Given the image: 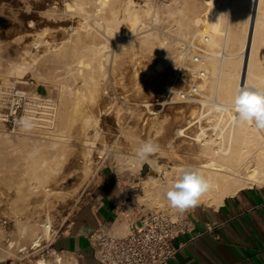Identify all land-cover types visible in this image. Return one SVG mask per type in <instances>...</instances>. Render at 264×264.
Listing matches in <instances>:
<instances>
[{
	"label": "rangeland",
	"instance_id": "374dc122",
	"mask_svg": "<svg viewBox=\"0 0 264 264\" xmlns=\"http://www.w3.org/2000/svg\"><path fill=\"white\" fill-rule=\"evenodd\" d=\"M78 1L80 0H0V95L3 91H6L9 86L17 84L21 89H23L26 92L27 96L29 97V101L31 100L35 101L37 98L43 97L49 99L51 103L54 104L55 106V117H54V121L52 122L53 124L51 123L52 125H47L48 127L46 125L42 126L43 130L47 132L51 130L53 133L50 131L48 133L47 132L44 133L40 125L39 127L38 125L36 126L35 124H33V126L29 124L27 125V121L20 122L15 126L6 124L4 122H1L0 124V174L1 176L2 174L3 175L5 174L4 179L0 178V239L2 240L3 243H5L8 239L19 238L18 232L16 230L18 226L17 225L18 216H21V218L23 217L22 221L33 218L44 219V217L48 213L52 217V227H51L52 233L49 239L44 240L40 246H36L35 248L30 249V251L27 252V254L26 252H21V259L17 258L15 262H12L13 260L1 261L0 264H11V263L20 264V261L26 262L28 264H35L37 259L44 260L43 258L44 256L46 257L45 260L49 264H57L59 258H62V262L60 264H70L74 262L73 259L69 257V255L68 256L62 255V257L61 255H57L56 253H54L52 256L47 255V249L52 248L51 242L55 238V236H57L59 233L67 229L76 210L83 204L86 198L95 189L101 168L107 164L113 166L119 177L123 180L124 184L129 188L128 192L131 198V205L134 206V208L128 207V210L130 211V213H134V215L130 214L129 216L122 219L127 223L128 227H129V223L133 220L134 216H136L138 212H146L157 208L164 209L173 214L181 212L171 207L168 201L163 203V205H160L153 197L147 195V191L145 187L146 178H150L152 175H154L158 181L165 183L167 181L166 178L168 177L167 176L168 172L171 173L172 171L170 170L174 169L172 165L173 164L172 159H169L171 154V149L169 150L170 146L167 147L168 154L161 153L162 152L161 138H163V135L165 133H168V135H173L171 140L174 141L175 143L181 144L179 148L182 149L183 147L189 146L188 140H192V138L194 139L198 137V135L201 133L202 127L204 128V133L201 134V137L217 138L219 136V132L221 131V128H223L226 125V121H227L226 112L222 113V112L214 111L213 104L228 100L229 99L228 97L231 95V93L232 94L234 93L235 88L233 89V87L235 85V82L233 83V78L234 81L237 80L238 71L240 68L239 64H240L241 56L239 55L241 54L239 52H241L240 49H242L243 46L242 45L243 43L241 42H243L242 39H244L243 32L245 31L243 27H245V25L243 26V23L245 24V22L243 21L244 18L242 17L241 19L239 18L238 23L237 22L231 23L232 21H234V17L232 19L231 16L236 14L235 16L237 20L239 16V11L237 12L238 13L237 16V13L234 12L235 11L234 9L237 7L236 9L237 11L240 8H243V6L246 7L248 5L247 6V10H248L250 7L249 4L244 3L243 5L242 4L243 2L241 3L239 0H238L239 2H236V0L234 1L226 0V2L225 0H218V1L217 0H116V1L111 0L110 7L106 9L98 10V6H99L98 0L95 1L89 0L88 3H86L88 0H85L86 5L85 4L84 5L86 7L84 6L83 9L78 7V5H75L76 2ZM214 2L217 3L219 2L218 6L217 3H215V6H213ZM234 2L237 4H235ZM228 3L230 5L232 4V6L235 5L237 6L235 7L230 6L232 11H229ZM238 3H241L242 6L240 7V4ZM71 4L72 6L69 7V5ZM224 4L225 6H223ZM128 6H131L130 8L132 10L133 8L135 9L133 10V12H137L136 9H138V14H140L141 17L139 18L140 22L138 20L137 21L138 23L136 22V24L137 25L139 24L138 26L142 25L143 27H145L144 25H146L147 29L141 26L140 28L135 23H132V21L133 22L135 21L132 18L127 17L126 20L125 17L127 15V10L125 9ZM216 6L219 7V9H221L220 10L221 14L225 11L224 13L225 16L223 21L221 20L222 25H220L221 27H219L220 30L219 29L214 30L215 36L217 35V31L219 32V35L216 36L220 40L219 45L215 46V48L211 46L212 49H210L209 47L210 45L203 36H200L201 34L199 35V32L203 31V29H205V31H208L211 28V13L213 12ZM77 7L79 9H77ZM111 7L113 8L115 7L114 11L110 10ZM195 9L196 11H194ZM263 9H264V4H263ZM96 10L99 12V15ZM96 12H97V16L95 15ZM121 14L123 15L120 17ZM196 14L198 16H196ZM226 14L228 15V17L230 15L231 19L226 17L227 16ZM109 15H111L112 17L110 18ZM116 16L118 21L116 19ZM145 16L148 17L145 18ZM190 17H192L193 23ZM198 17H201L203 21L202 22L197 21L194 23L195 19L193 18L197 19ZM225 17L228 19L229 23L231 24H228ZM120 19H123L124 21H120ZM113 21L115 25L112 24ZM144 21L146 22L149 21V22L146 23ZM222 22H224V25ZM226 22L228 25H231V27L225 24ZM79 23H81L82 26ZM90 23L92 26H90ZM196 23L198 25H194ZM86 24L88 26H86ZM93 24H96L97 28L94 27L96 25L93 26ZM235 24L236 25L238 24L237 25L238 29L234 27ZM102 25L105 28L102 27ZM110 25L111 26L113 25L114 27L113 26L110 27ZM192 25H194V27H192ZM226 25L228 27H225ZM132 26L133 29L131 28ZM186 26H188V28H186ZM90 27L92 28L94 27L95 29L94 28L92 29ZM128 27H130L131 30H129ZM224 28L227 33L223 31ZM234 28L236 32H233ZM81 29L83 30L81 31ZM116 29L118 33H115ZM122 30L126 34L122 32ZM263 30L264 29H262V32L264 33ZM90 31L92 33H89ZM106 31H110L111 33H114L115 38L113 37V34L110 33L108 35L109 32L106 33ZM196 31H197L196 34L197 36L195 35ZM150 32L153 33L151 34ZM94 33L95 34L98 33L96 34L98 36L100 34V39H98L99 38L98 36H94L95 35ZM143 33L144 34L150 33L149 36L150 42L143 40L144 39ZM233 33L237 35L239 33V36L238 37L235 36L236 37L235 38L233 37L234 36ZM80 34L83 35L84 37L88 34L87 37L89 38V40L88 38L87 39L85 38L86 40L85 41L84 37H82ZM91 34H93V36ZM227 34H230L229 37L232 35L231 36L232 39L231 37L228 38ZM263 35L264 34H261V37ZM90 36L91 38H95V39H91ZM79 39L83 40L82 43H79L80 41ZM108 39L112 41H109ZM133 39H136L137 42H135V40ZM233 39L234 42L232 41ZM126 41L127 43H125ZM164 41H167L168 43ZM258 41H260V39H258L257 42ZM26 42L28 43V45ZM100 42L101 44L102 43L107 44V47L103 49L105 53L103 57L104 60L105 58L106 60L104 61V66L102 68L100 67L94 68L93 72L95 71L94 72L95 74L92 72V74L90 75L88 74V72L84 73V75L81 76H78L76 74H75L76 76L75 75L73 76L72 73L69 74L66 73L67 71L63 65V63L66 60H70L71 58L73 59L81 55H86L88 53V47H90L93 43L99 44ZM151 42L154 43L151 44ZM163 42L165 45L163 44ZM261 42L262 40L259 43H255V44L261 45ZM43 43L46 44L44 45ZM52 43L53 44L57 43V45L56 44L52 45ZM160 43H162V45L164 46L162 47ZM231 44L233 47H231ZM130 45H133L135 48L133 49V46ZM152 45L157 47L153 49L154 46ZM26 46L32 47L31 49L34 50L35 52L34 55H39L40 53L39 60L43 58V62L42 60L37 61V63L35 64L36 66L32 67V69L35 68V70L39 68L41 72L39 71L40 73L38 75V72H36L38 70L32 71V69L29 67L28 70L23 75L20 76L19 75L16 76V74L8 75L6 71L11 61H18V60L20 61L25 56H27L26 59L32 60L30 58L32 57L31 55H33L31 52H30L31 54L29 53L25 54L24 49ZM56 46L58 47L61 46L60 48L61 53L60 51H58V53H60V55L63 56V57L60 56L61 60H58L60 57L57 58V60H55L56 59L55 57L54 59H52L54 53L50 54L48 52L50 54L49 56H47L48 54L44 53V51L46 52V49L48 51L52 49L53 50L57 49L58 47ZM70 46L71 48L68 49V47ZM34 47L37 48L34 49ZM151 47L153 50L151 49ZM223 47L225 49H223ZM257 47L258 49L255 48L254 51L258 53H256L257 56L254 55L253 60L255 62H258L259 58H261L260 62H264L262 61V59H264L263 58L264 48L261 49L260 46ZM80 48H84V49H80ZM231 48L233 53L232 51H230ZM20 49H22L24 52ZM66 49L69 54L67 52L66 54L64 53ZM213 49L217 52L218 55L215 54L216 52L213 53ZM69 50H71V52H69ZM15 51L18 54H16ZM236 51L237 52L239 51L238 52L239 54L236 53ZM63 53L65 54V56L67 55V57H65ZM71 53L72 54L75 53V54H73L72 56ZM12 54H13L12 58L15 57L14 58L15 60L10 57L12 56ZM198 56H201V58L203 56L204 60L203 59L201 60V58ZM47 57L48 59L44 60ZM231 57L233 59H231ZM257 57H258V61L256 60ZM133 58L135 62L133 61ZM137 58L140 59V61L141 60L142 61L141 62L138 61ZM46 61L48 65L46 66L47 68L45 66H42L44 62L46 63ZM214 62H216L217 64L220 63L222 65L219 66V64L218 65L214 64ZM54 63L58 65H55ZM124 63L125 65H123ZM140 63H142V65ZM228 63L229 65H227ZM127 64L129 65L126 66ZM130 64L131 67H129ZM232 64L235 65L233 66ZM232 66L235 68L231 69ZM60 68L63 70H61ZM133 68L135 69L141 68L140 69L141 72L140 70H135ZM45 69L48 71H46ZM42 70L44 73L42 72ZM234 70L237 73L234 72ZM48 72L52 73V74L49 73L51 75L49 77H48L49 75ZM208 72H211L210 74L214 73L213 76H211ZM41 73L42 75L44 74L43 75L44 79ZM64 73L65 75H63ZM93 74L95 76L98 75L100 77L98 76L95 77ZM203 75L205 76L206 79L203 78ZM229 75H231V77ZM86 76L87 78L85 79ZM137 76H139V78ZM6 77L9 78V81L7 82L8 84L4 82V79ZM91 77L95 79V82ZM210 77L211 79H209ZM55 78H59L61 82L60 80ZM96 78H102V80L100 81L99 79ZM202 78L203 80L204 79L205 80L204 81L200 80ZM82 79L84 80L82 81ZM225 79H227V81ZM70 80L72 83L70 82ZM63 81H65L66 84L63 83ZM92 81L94 82V85L92 84L93 83ZM96 81L97 84L98 83L101 84L95 86ZM134 81L136 82V84H133L135 83ZM209 81L211 84L209 83ZM195 83L196 85L200 86V88L202 89V92L199 94H197V92L194 91ZM207 83H209L211 86H209ZM73 84L76 87L73 86ZM64 86L67 87L66 89L69 90L73 89V91L72 92H70L69 90L64 91L63 90L65 89ZM97 86L98 88H102V89L98 90ZM192 86L193 89H191ZM230 87L231 89H229ZM79 88L82 89L83 92L81 90H77ZM74 90H76L77 92ZM179 91L186 92L188 95L182 96L181 93H178ZM93 92L96 93L94 94ZM66 93H67V97H63V94L64 96H66ZM76 93L77 94L81 93V94L77 95ZM225 95L227 96L225 97ZM63 98L64 99L68 98L67 99L68 101L66 99L64 100ZM73 101L74 103L75 101H78V105L75 103V106L77 105L76 107L73 105L74 104ZM72 105L73 107L71 108ZM77 107L80 113L77 111ZM103 107L104 108L106 107L105 109L107 110V112L106 110H104ZM73 108H76L75 113H73L74 112ZM88 108L91 110H89ZM83 110L85 111L83 112ZM87 111H89L91 115L93 113V116L94 115L96 116L95 117L96 122L93 121L94 120L93 116L90 115L89 117L90 113H87ZM83 115L84 117L86 115L87 116L84 118ZM79 116H81L82 119ZM73 118L74 119L78 118L77 119L78 124L77 122H74ZM70 119H72L74 122V123L72 122L73 123L72 125H75L76 123V125L79 126L80 124L79 127L81 130H79V127L75 126L73 129H71V132L68 131L70 129L67 128L68 125L65 127V124H68L69 122L70 124L69 126H71V122L69 121ZM79 119L82 121H79ZM66 121L68 122L66 123ZM22 123L25 125H23ZM186 124H191L188 128H186L187 135L183 137L178 136L176 132L177 129L180 126H184V125L186 126ZM20 125H22L21 126L22 129L19 128ZM63 126L67 128V131ZM37 127L39 129L35 130V128ZM65 132L66 133L69 132L67 133L68 136L67 134H65ZM74 133H76V136L73 135L74 138H72L70 134H74ZM86 133L88 134L86 135ZM54 135L56 137H54ZM89 135L92 136V137L90 136L92 139H94L93 137H95L94 140L95 142L93 141L95 144L92 142V139L89 141H91L93 144H90V142L83 143L87 146V150H85L86 146L83 145L81 141L82 142L86 141V138L83 139V137L85 136L89 137ZM43 137H45L44 138L45 143L42 145V149L40 150L39 154L42 155L43 157H46L48 161H51L50 163L51 169L47 170L46 172L42 171L44 173L42 175L39 174V176H32L30 173L25 174L26 177L31 178L30 181L33 183V186L36 185L35 182H37V186L34 188V191L30 193V195L27 198H25L23 195L25 194L24 191H20L19 186H17L19 185L18 178H12L11 177L12 171L8 170L7 168H6L7 170L4 172L1 170L5 169L4 162L7 156L16 153V151L19 149H24L25 148L24 146L26 144L32 145L34 143L33 140L43 143L44 142L42 139ZM52 138L54 140L53 141L51 140L52 142L51 141L49 142L50 143L49 146L52 147L49 148L47 147V145L49 144L47 142ZM61 138L63 139L68 138L67 139L68 141L69 138L70 139L72 138V141H74V143H72L71 140L70 142H68L66 139L63 140ZM61 140H63V143H61ZM148 140H152L156 144L161 142L159 144L160 145L158 150L159 152L157 151L156 152L157 154L154 153L152 155V157L156 155L155 157L157 159L155 157L153 158H155L157 163H159L160 167H162L156 171H152V165H151L152 163L150 161L144 162L143 166L140 169H138L135 166L136 164L131 160V158H136V152L138 148L141 146V144ZM66 141L67 143L65 144L64 142ZM71 144H73V146ZM57 145L59 147L60 145L61 146L68 145L69 154L66 153L67 150L65 151V149L68 146L66 147L63 146L65 148L64 149L65 152L61 153L63 151L56 150L58 147L55 149L54 146ZM80 145L85 147H81ZM91 145L92 147L95 146L93 149V153L91 149L92 147H90ZM63 147H60L58 149H63ZM45 148L47 150H44ZM49 149L55 152H51L49 151ZM75 149H77L79 152L77 153V150L75 151ZM70 150H72L71 151L72 153H70ZM58 151L60 152V156H63V154L65 153L67 154L66 156L68 157V160H66L67 157H63V159H65L67 163L65 162V160L64 161L59 160L61 158L59 156ZM180 152L183 151L181 150ZM161 154L163 156H161ZM56 158H58V160ZM60 161L61 163H59ZM87 161H89L90 163ZM171 175L174 177L175 173H172ZM30 181L22 184L23 188L26 189L30 185L31 183ZM253 185H260V184L255 183ZM200 204H206V203H200ZM188 209H186L184 212H187ZM34 213L35 215H33ZM27 216H29V218H27ZM1 223L4 224L2 225ZM128 227H127V231H128ZM127 231L122 235L126 234Z\"/></svg>",
	"mask_w": 264,
	"mask_h": 264
},
{
	"label": "bare ground",
	"instance_id": "6f19581e",
	"mask_svg": "<svg viewBox=\"0 0 264 264\" xmlns=\"http://www.w3.org/2000/svg\"><path fill=\"white\" fill-rule=\"evenodd\" d=\"M95 1V0H94ZM114 1V0H113ZM116 1V0H115ZM218 1V0H217ZM234 1V0H233ZM233 1H232V3H233ZM243 5H244V3H247V4H249L250 5V7H249V9L247 10V6L245 7V6H243V8H240L239 10H237L236 11V9H237V7L234 9L235 11L234 12H238L239 11V16H238V13H237V16H238V18H237V20H236V14H234V15H232L231 16V18L233 19V17H234V21H232L231 23H233V22H239V18L241 19L242 17L244 18V22H245V24L243 23V26L245 25V27H243V29H244V31L245 32H243L244 33V39H242L243 40V42H241V43H243L242 45V49H240L241 50V52H239L241 55H239V56H241L240 57V68H239V71H238V76H237V80H235L234 81V78H233V83L235 82V85H234V87H233V89H234V93L232 94L231 92H229V93H231V95L227 98L228 100H226V101H224V102H218V103H220V104H224V105H231V103H232V100H233V98H234V96L236 95V93H237V89L239 88V87H241V86H243V84H245V83H248V84H252V85H256V86H258V87H264V62H260L261 61V58H259V61H258V57H257V61L258 62H255L253 59H254V55H256V53H258V52H256V51H254L255 50V48H257L258 49V47L257 46H260L261 47V49H263L264 48V42H263V36L261 37V34H264L263 32H262V29H264V9H263V4H264V0H239ZM238 0H236V2H239ZM85 0H80V1H78V2H76V4L75 5H78V7H80L81 9H83V7L86 5L85 4ZM89 2V0L86 2V3H88ZM97 2V1H96ZM225 2H226V0H225ZM94 3V2H93ZM98 3H99V6H98V10H102V9H106V8H108V7H110L111 6V0H98ZM116 3V2H115ZM215 3H217V2H214V5L213 6H215ZM219 3V2H218ZM218 3H217V6H218ZM235 3V2H234ZM241 3H238V4H240V7L242 6L241 5ZM85 4V5H84ZM226 4V3H225ZM225 4L223 5V6H225ZM229 4V3H228ZM227 4V5H228ZM235 4H237V3H235ZM88 5V4H87ZM234 5V4H233ZM70 6H72V4L71 5H69V7ZM215 7V9L213 10V12L211 13V28L208 30V31H205V29H203V31H200L199 32V35L200 36H203L205 39H206V41L208 42V44L210 45L209 47H210V49H212L211 48V46L212 47H214L215 48V46H218L219 45V39L216 37L217 35H219V32L217 31V35L215 36V31L214 30H218L219 29V27H221L220 25H222L221 24V20L223 21V19H224V16H225V11L221 14V12H220V10L221 9H219V7ZM230 6H232V4L230 5H228V8H229V11H232V9H231V7ZM235 6H237V5H235ZM235 6H232V7H235ZM77 7V9H79ZM86 7V6H85ZM89 7V6H88ZM131 6H128L125 10H127V15H126V20H127V17L128 18H132V19H134L135 21L133 22L132 21V23H135L136 24V22L139 20V18L141 17V15L140 14H138V9H136V11L137 12H133V10H135L134 8H133V10L130 8ZM115 8V7H114ZM114 8L113 7H111V9L110 10H112V11H114ZM214 8V7H213ZM54 9V8H53ZM117 9V8H116ZM120 9V8H119ZM226 9V8H225ZM224 9V10H225ZM231 9V10H230ZM121 10V9H120ZM119 10V11H120ZM81 11V10H80ZM97 11V10H96ZM123 11V10H122ZM194 11H196V9L194 10ZM222 11H223V8H222ZM93 12H94V10H93ZM98 12V11H97ZM97 12L95 13V15L97 16ZM193 12V11H192ZM198 12V11H197ZM76 13H78V12H76ZM81 13H83V12H81ZM112 13V12H111ZM121 13V12H120ZM140 13V12H139ZM155 13V12H154ZM227 13H228V11H227ZM28 14V13H27ZM101 14H103V13H101ZM101 14H100V16H101ZM105 14V13H104ZM106 14H107V12H106ZM117 14V13H116ZM125 14H126V12H125ZM124 14V15H125ZM224 14V15H223ZM98 15H99V12H98ZM123 14H121L120 15V17L122 16ZM147 15V14H146ZM223 15V16H222ZM227 15V14H226ZM230 15H231V13H230ZM230 15H229V17H228V15L226 16V17H228V18H230ZM28 16V15H27ZM143 16H144V14H143ZM154 16V15H153ZM190 16V15H189ZM194 16V15H193ZM196 16H198L197 14H196ZM86 17V16H85ZM99 17V16H98ZM102 17H103V15H102ZM109 17L111 18L112 16L111 15H109ZM115 17V16H114ZM120 17H118V18H120ZM146 17H148V16H145V18ZM225 17V19L227 20V22H228V24H231V23H229V21H228V19ZM108 18V17H107ZM143 18V17H142ZM144 18V19H145ZM191 18V20H192V17H190ZM230 18V19H231ZM83 19V18H82ZM87 19H88V17H87ZM104 19H105V17H104ZM103 19V20H104ZM116 19H117V16H116ZM124 19V18H123ZM123 19H120V21H124ZM193 19H195L194 20V23L195 22H202L203 21V19H201V17H198L197 19L196 18H193ZM85 20V19H84ZM102 20V19H101ZM108 20H110V19H108ZM115 20V19H114ZM125 20V21H126ZM131 20V19H130ZM150 20V19H149ZM153 20V19H152ZM225 20V21H226ZM254 20V21H253ZM79 21V20H78ZM87 21V20H86ZM93 21V20H92ZM91 21V22H92ZM117 21H118V19H117ZM251 21L253 22V26H252V38H251V42H250V44L248 45V37H249V30H250V26H251ZM111 22V21H110ZM139 22H140V20H139ZM142 22V21H141ZM144 22H146V21H144ZM147 22H149V21H147ZM146 22V23H147ZM190 22V21H189ZM227 22L225 23V24H227ZM102 23V22H101ZM120 23V22H119ZM138 23V22H137ZM192 23H193V20H192ZM223 23V25H224V22H222ZM79 24H81V23H79ZM112 24H114V21L112 22ZM121 24V23H120ZM190 24V23H189ZM200 24V23H199ZM227 24V25H228ZM94 25H96V24H93V26ZM115 25V24H114ZM117 25V24H116ZM119 25V24H118ZM122 25V24H121ZM137 25V24H136ZM139 25V24H138ZM137 25V26H138ZM194 25H198L197 23L196 24H194ZM194 25H192V27H194ZM225 26V27H228V26H230L231 27V25H228V26ZM238 25V24H237ZM236 24H235V26L234 27H236L237 29H238V26H237ZM31 26V25H30ZM73 26V25H72ZM81 26H82V24H81ZM85 26V25H84ZM86 26H88L87 24H86ZM90 26H92L91 25V23H90ZM113 26V25H112ZM111 25H110V27H112ZM130 26V25H129ZM141 27H143L142 25H140ZM140 26H138V27H140ZM145 27H143V28H145V29H147V27H146V25H144ZM94 27H96L97 28V25L96 26H94ZM93 27V28H94ZM102 27H104L103 25H102ZM114 27V26H113ZM140 27V28H141ZM169 27V26H168ZM74 28V27H73ZM73 28H72V30H73ZM86 28V27H85ZM90 28H92V27H90ZM92 28V29H93ZM101 28V27H100ZM105 28V27H104ZM129 28V30H131V28L133 29V26L130 28V27H128ZM142 28V29H143ZM171 28V27H170ZM186 28H188V26H186ZM223 28V27H222ZM70 29V28H69ZM95 29V28H94ZM102 29V28H101ZM114 29V28H113ZM193 29V28H192ZM196 29H198V28H196ZM200 29V28H199ZM83 29H81V31H82ZM98 30V29H97ZM107 30V29H106ZM109 30V29H108ZM119 30V29H118ZM169 30V29H168ZM220 30V29H219ZM228 30V29H227ZM65 31H67V30H65ZM71 31V30H70ZM87 31V30H86ZM93 31V30H92ZM95 31V30H94ZM99 31H101V30H99ZM110 31H111V29H110ZM110 31H106V33L107 32H109L108 33V35L111 33ZM116 31H117V29H116ZM115 31V33H118V31L116 32ZM189 31V30H188ZM222 31V30H221ZM220 31V32H221ZM223 31H225V28H224V30ZM243 31V30H242ZM264 31V30H263ZM69 32V31H68ZM122 32H124L123 30H122ZM140 32V31H139ZM148 32V31H147ZM190 32V31H189ZM226 32V31H225ZM233 32H236L235 31V28H234V31ZM89 33H92L91 31L89 32ZM125 33V32H124ZM127 33H128V31H127ZM141 33H142V30H141ZM140 33V34H141ZM151 33V32H150ZM150 33L149 34H144V41H149V36H150ZM153 33V32H152ZM151 33V34H152ZM191 33V32H190ZM193 33H194V30H193ZM227 33V32H226ZM261 33V34H260ZM30 34V33H29ZM32 34V33H31ZM34 34V33H33ZM67 34V33H66ZM95 34V33H94ZM96 34H98V33H96ZM94 35V36H98V35ZM111 34H113V37L115 36L114 35V33H111ZM119 34H121V33H119ZM126 34V33H125ZM197 34V31H196V33H195V35ZM222 34V33H221ZM230 34H232V33H230ZM230 34H227L228 36V38H230L229 37V35ZM234 34V33H233ZM28 35V34H27ZM38 35V34H37ZM74 35V34H73ZM81 35V34H80ZM92 36H93V34H91ZM154 35V34H153ZM168 35V34H167ZM192 35H194V34H192ZM198 35V36H199ZM29 36V35H28ZM82 37H84L83 35H81ZM88 34L84 37V40H85V38L87 39L88 37ZM101 36H103V35H101ZM190 36V35H189ZM197 36V35H196ZM225 36H226V34H225ZM238 37L239 36V33H238V35L237 34H234V36L233 37ZM53 37H55V36H53ZM57 37V36H56ZM99 38L98 39H100V34H99V36H98ZM111 37V36H110ZM235 37V38H236ZM37 38V37H36ZM40 38V37H39ZM52 38V37H51ZM73 38V37H72ZM81 38V37H80ZM90 38H91V36H90ZM97 38V37H96ZM104 38H106V37H104ZM109 38V37H108ZM112 38V37H111ZM115 38V37H114ZM131 38V37H130ZM135 38V37H134ZM152 38V37H151ZM154 38V37H153ZM160 38V37H159ZM192 38H194V37H192ZM203 38V39H204ZM223 38H225V37H223ZM234 38V39H235ZM56 39V38H55ZM76 39V38H75ZM74 39V40H75ZM83 39V38H82ZM91 39H95V38H91ZM113 39V38H112ZM132 39V38H131ZM140 39V38H139ZM227 39V38H226ZM225 39V40H226ZM231 39H232V37H231ZM230 39V40H231ZM234 39L232 40L233 42H234ZM258 39H260V41L262 40V42H261V45L260 44H255V43H259L260 41H258L257 42V40ZM42 40V39H41ZM49 40H50V38H49ZM80 40V39H79ZM88 40H89V38H88ZM109 41H112V40H110V39H108ZM107 40V41H108ZM133 40H135V42H137L136 41V39H133ZM162 40V39H161ZM165 40H167V39H165ZM198 40H199V37H198ZM229 40V39H228ZM38 41V40H37ZM55 41V40H54ZM77 41V40H76ZM82 41L83 40H80L79 41V43H82ZM86 41V40H85ZM96 41V40H95ZM104 41V40H103ZM115 41V40H114ZM117 41H118V39H117ZM120 41V40H119ZM131 41V40H130ZM129 41V42H130ZM227 41V40H226ZM225 41V42H226ZM60 42V41H59ZM98 42V41H97ZM124 42V41H123ZM150 42V41H149ZM164 42H167V41H164ZM164 42H163V44H164ZM237 42V41H236ZM27 43V42H26ZM73 43H74V41H73ZM105 43H106V41H105ZM105 43H102L101 44V42L99 43V44H97V43H93L90 47H88V53L87 52H85V53H87L86 55H81V56H79V57H76V58H71L70 60H66L64 63H63V65H64V67H65V69H66V73H72L73 74V76L76 74V75H78V76H81V75H84V73H86V72H88V74L90 75V74H92V72H93V70H94V68H98V67H100V68H102L103 66H104V61L106 60V58H105V60H104V48L105 47H107V44H105ZM107 43H109V42H107ZM125 43H127V41L125 42ZM139 43V42H138ZM154 43V42H153ZM152 42H151V44H153ZM158 43V42H157ZM168 43V42H167ZM204 43V42H203ZM227 43V42H226ZM44 44V43H43ZM43 44H42V46H43ZM46 44V43H45ZM44 44V45H45ZM54 44H56L57 45V43H54ZM53 43H52V45H54ZM101 44V45H100ZM116 44H118V43H116ZM161 44V46L163 47L164 45H162V43H160ZM26 45V44H25ZM27 45H28V43H27ZM33 45V44H32ZM41 45V44H40ZM59 45V44H58ZM77 45V44H76ZM114 45V44H113ZM120 45V44H119ZM144 45V44H143ZM147 45V44H146ZM149 45V44H148ZM156 45V44H155ZM237 45V44H236ZM256 45V46H255ZM22 46H23V44H22ZM39 46V45H38ZM37 46V47H38ZM47 46V45H46ZM73 46V45H72ZM125 46V45H124ZM130 46H133V45H130ZM152 46H154V45H152ZM36 47V48H37ZM54 47V46H53ZM52 47V48H53ZM56 47H58V46H56ZM114 47V46H113ZM157 46H154L153 47V49L154 48H156ZM158 47H159V45H158ZM231 47H233L232 46V44H231ZM22 48V47H21ZM24 48V47H23ZM32 47H30V46H26L25 47V49H24V51H25V54L26 53H29V54H33V55H31L32 57H30L32 60H30V59H26V57L27 56H25V57H23V59L22 60H18V58H17V60L18 61H11V63L9 64V67L7 68V74L8 75H14V74H16V76L17 75H23L27 70H28V68L30 67L31 69H32V67H34V66H36L35 64L37 63V61H41L42 60V62H43V58L41 59V60H39V55H40V53H39V55H34L35 54V52H34V50H32L31 49ZM35 47H34V49H36ZM51 48V47H50ZM60 48H61V46H59L57 49H52V50H50V51H48L47 49H46V52L44 51V53H46V54H48L47 56H49L50 54H52V53H54V56H53V58L52 59H54V57L56 58L55 60H57V58H59L61 55H60V53H61V51H60ZM67 48V47H66ZM71 48V46L70 47H68V49H70ZM128 48V47H127ZM126 48V49H127ZM135 47L133 46V49H134ZM78 49V48H77ZM80 49H84V48H80ZM151 49H152V47H151ZM152 49V50H153ZM170 49H171V47H170ZM223 49H225L224 47H223ZM20 50H22V49H20ZM113 50V49H112ZM111 50V51H112ZM156 50V49H155ZM235 50H237V49H235ZM250 50V54H249V59H248V67H247V69H246V72H245V74H244V76H243V78H242V74H243V63H244V58H245V54L248 52ZM264 50V49H263ZM23 51V50H22ZM23 51V52H24ZM58 51H60V53H58ZM118 51V50H117ZM119 51H121V50H119ZM157 51V50H156ZM163 51V50H162ZM219 51V50H218ZM230 51H232V48L230 49ZM259 51V50H258ZM260 51H262V50H260ZM17 52H19V51H17ZM22 52V53H23ZM31 52V53H30ZM50 54H49V53ZM66 52H67V49H66V51L64 52L65 54H66ZM69 52H71V50H69ZM75 52V51H74ZM108 52V51H107ZM116 52V51H115ZM216 51L213 49V53H215ZM224 52V51H223ZM227 52V51H226ZM237 51H236V53H238ZM15 53H16V51H15ZM21 53V52H20ZM58 53V54H57ZM63 53V54H64ZM68 53V52H67ZM82 53V52H81ZM83 53H84V51H83ZM109 53V52H108ZM118 53V52H117ZM121 53V52H120ZM210 53H211V50H210ZM232 53H233V51H232ZM238 53V54H239ZM261 53V52H260ZM16 54H18V53H16ZM15 54V55H16ZM36 54H37V52H36ZM65 54H64V56H65ZM69 54V53H68ZM72 54V53H71ZM73 54H75V53H73ZM73 54H72V56H73ZM77 54H79V53H77ZM216 55H218L217 54V52L215 53ZM235 54V53H234ZM21 55V54H20ZM109 55V54H108ZM110 55H111V53H110ZM116 55V54H115ZM130 55V54H129ZM202 55V54H201ZM213 55V54H212ZM71 56V57H72ZM107 56V55H106ZM133 56V55H132ZM214 56V55H213ZM220 56V55H219ZM257 56V55H256ZM256 56H255V58H256ZM5 57V56H4ZM11 58L13 57V54H12V56H10ZM19 57V56H18ZM42 57H43V55H42ZM52 57V56H51ZM61 57H63V56H61ZM61 57L58 59V60H61ZM65 57H67V55L65 56ZM198 57H200L201 58V56H198ZM207 57V56H206ZM215 57V56H214ZM260 57V56H259ZM10 58V59H11ZM15 58V57H14ZM14 58H12V59H14ZM20 58V57H19ZM41 58V57H40ZM204 57L202 56V58H201V60L203 59ZM210 58H211V56H210ZM213 58V57H212ZM264 58V57H263ZM46 59H48V57L47 58H45L44 60H46ZM50 59V58H49ZM63 59H65V58H63ZM107 59H108V57H107ZM121 59H123V58H121ZM131 59V58H130ZM129 59V60H130ZM231 59H233L232 57H231ZM15 60V59H14ZM137 60L138 61H140V59H138L137 58ZM204 60V59H203ZM131 61V60H130ZM129 61V62H130ZM133 61L135 62V60H134V58H133ZM132 61V62H133ZM142 61V60H141ZM140 61V62H141ZM144 61V60H143ZM198 61H199V58H198ZM236 61V60H235ZM262 61H264V59H262ZM117 62V61H116ZM125 62V61H124ZM202 62H204V61H202ZM202 62H200V63H202ZM231 62H232V60H231ZM38 63H40V62H38ZM57 63V62H56ZM56 63H54L55 65H58V64H56ZM128 63V62H127ZM44 64H46V65H44ZM44 64L42 65V66H48L47 65V61H46V63L44 62ZM50 64V63H49ZM106 64V63H105ZM108 64V63H107ZM119 64V63H118ZM141 65H142V63H140ZM139 64V65H140ZM204 64V63H203ZM214 64H217L216 62H214ZM219 64V66H221L222 64H220V63H218ZM217 64V65H218ZM123 65H125V63L123 64ZM129 64H127L126 66H128ZM140 65V66H141ZM227 65H229V63L227 64ZM233 65V64H232ZM235 65V64H234ZM233 65V66H234ZM41 66V65H40ZM41 66V67H42ZM50 66V65H49ZM115 66V65H114ZM118 66V65H117ZM230 66H231V64H230ZM232 66V68L231 69H233V68H235V67H233ZM129 67H131V64H130V66ZM227 67H229V66H227ZM227 67H226V69H227ZM37 68H38V66H37ZM47 68V67H46ZM50 68V67H49ZM142 68V67H141ZM140 68V69H141ZM159 68V67H158ZM237 68H238V66H237ZM61 69V68H60ZM64 69V70H65ZM126 69H127V67H126ZM133 69H135V68H133ZM140 69H135V70H140ZM229 69V68H228ZM36 71V70H38V71H36V72H38V75H39V73L41 72L40 70H39V68L38 69H36L35 70V68L34 69H32V71ZM44 70V69H43ZM43 70H42V72H43ZM46 70V69H45ZM54 70V69H53ZM53 70H50V71H53ZM61 70H63V69H61ZM97 70V69H96ZM116 70H117V68H116ZM130 70V69H129ZM3 71H5V70H3ZM40 71V72H39ZM46 71H48V70H46ZM58 71H59V69H58ZM132 71V70H131ZM134 71V70H133ZM232 71V70H231ZM95 72V71H94ZM93 72V73H94ZM140 72H141V70H140ZM205 72H207V71H205ZM234 72H236L235 70H234ZM44 73V72H43ZM49 73H51V72H48V74ZM61 73V72H60ZM59 73V74H60ZM104 73V72H103ZM107 73V72H106ZM203 73V72H202ZM209 74L211 73V72H208ZM226 73V72H225ZM230 73V72H229ZM237 73V72H236ZM32 74V73H31ZM34 74H36V73H34ZM52 74V73H51ZM57 74V73H56ZM58 74V75H59ZM68 74H66V75H68ZM95 74V73H94ZM93 74V75H94ZM198 74V73H197ZM204 74V73H203ZM214 74V73H213ZM213 74H210L211 76H213ZM33 75V74H32ZM41 75H42V73H41ZM44 75V74H43ZM42 75V77H43V79H44V76ZM55 75V74H54ZM61 75V74H60ZM63 75H65V73L63 74ZM75 75V76H76ZM106 75V74H105ZM49 76H51L50 74L48 75V77ZM71 76V75H70ZM77 76V77H78ZM95 76V75H94ZM96 76H98V75H96ZM95 76V77H96ZM102 76V75H101ZM108 76V75H107ZM132 76V75H131ZM150 76V75H149ZM230 77H231V75H229ZM41 77V78H42ZM56 77V76H55ZM98 77H100V76H98ZM116 77V76H115ZM120 77V76H119ZM133 77V76H132ZM138 78H139V76H137ZM209 77V76H208ZM36 78H37V76H36ZM39 78V77H38ZM52 78V77H51ZM68 78V77H67ZM87 78V76L85 77V79ZM92 78V77H91ZM203 78H205V76L203 75ZM203 78L202 79H200V80H203ZM55 79H58V80H60L59 78H55ZM77 79V78H76ZM76 79H74V80H76ZM93 79V78H92ZM96 79H99L100 81L102 80V78H96ZM121 79V78H120ZM153 79V78H152ZM206 79V78H205ZM204 79V80H205ZM209 79H211V77L209 78ZM214 79H215V77H214ZM228 79H230V78H228ZM64 80H65V78H64ZM72 80V79H71ZM71 80H70V82H71ZM73 80V81H74ZM84 79H82V81H83ZM88 80H91V79H88ZM87 80V81H88ZM94 80V82H95V79H93ZM122 80V79H121ZM124 80V79H123ZM132 80V79H131ZM203 80V81H204ZM226 81H227V79H225ZM9 81V78H5L4 79V82L6 83V84H8L7 82ZM104 81V80H103ZM25 82V81H24ZM60 82H61V80H60ZM90 82V81H89ZM93 82V81H92ZM94 82L92 83L93 85H94ZM107 82V81H106ZM135 82V81H134ZM201 82V81H200ZM207 82H208V79H207ZM63 83H65V81H63ZM63 83H61V84H63ZM72 83V82H71ZM83 83H85V82H83ZM105 83V82H104ZM139 83H141V82H139ZM198 83V82H197ZM204 83H206V82H204ZM209 83H210V81H209ZM209 83H207L209 86H211ZM66 84V83H65ZM64 84V85H65ZM99 84H101V83H98L97 84V81H96V84H95V86L96 85H99ZM106 84V83H105ZM110 84V83H109ZM133 84H136V82L135 83H133ZM203 84V83H202ZM213 84V83H212ZM229 84V83H228ZM89 85V84H88ZM91 85V84H90ZM108 85V84H107ZM142 85V84H141ZM230 85V84H229ZM61 86H63V85H61ZM67 86V85H66ZM70 86V85H69ZM73 86H75L74 84H73ZM110 86V85H109ZM137 86H138V84H137ZM205 86V85H204ZM65 87V86H64ZM76 87V86H75ZM79 87H81V86H79ZM228 87V86H227ZM67 87H65V89H63L64 91H67V90H69V89H66ZM82 88H83V86H82ZM97 88H98V86H97ZM206 88V87H205ZM209 88V87H208ZM207 88V89H208ZM99 89H102V88H98V90ZM192 89V88H191ZM229 89H231V87L229 88ZM77 90H81L82 91V89H77ZM97 90V89H96ZM70 92H72L73 91V89H70L69 90ZM74 91H76V90H74ZM93 91V90H92ZM194 91H196L197 92V94H199V93H201L202 92V89L200 88V86H198V85H196V83L194 84ZM225 91H226V88H225ZM77 92V91H76ZM83 92V91H82ZM86 92V91H85ZM85 92H84V94H85ZM102 92V91H101ZM91 93V92H90ZM94 94L96 93V92H93ZM93 93H92V95H93ZM107 93H108V91H107ZM65 94V93H64ZM64 94H63V97H67V93H66V96H64ZM77 94V93H76ZM81 93H79V94H77V95H80ZM83 94V95H84ZM99 94V93H98ZM196 94V93H195ZM227 94V93H226ZM76 95V96H77ZM87 95H89V94H87ZM102 95V94H101ZM116 95V94H115ZM221 95H223V94H221ZM86 96V95H85ZM227 95H225V97H226ZM107 97V96H106ZM121 97V96H120ZM196 97V96H195ZM200 97V96H199ZM225 97H223V98H225ZM70 98V97H69ZM72 98V97H71ZM198 98V97H197ZM64 99V98H63ZM66 100L68 99V98H65ZM64 99V100H65ZM74 99H75V97H74ZM78 99V98H77ZM97 99V98H96ZM199 99V98H198ZM202 99V98H201ZM201 99H200V102H201ZM33 101V100H32ZM68 101V100H67ZM202 101H204V100H202ZM66 102V101H65ZM73 103H74V101H73ZM75 103L78 105V101H75ZM75 103L73 104L74 106H75ZM148 103V102H147ZM205 104V103H204ZM73 105L71 106V108L73 107ZM76 105V106H77ZM153 105V104H152ZM75 106V107H76ZM200 106V105H199ZM86 107V106H85ZM197 107H198V105H197ZM104 108V107H103ZM106 108V107H105ZM104 108V110H106ZM110 108V107H109ZM157 108V107H156ZM74 109V112L73 113H75V111H76V108H73ZM89 109V108H88ZM81 110V109H80ZM89 110H91V109H89ZM77 111H78V107H77ZM85 110H83V112H84ZM93 111V110H92ZM91 111V112H92ZM156 111V110H155ZM79 113H80V111H78ZM77 112V113H78ZM96 112V111H95ZM106 112H107V110H106ZM87 113H90L89 111H87ZM222 113H225V112H222ZM83 114V113H82ZM96 114V113H95ZM153 114V113H152ZM203 114V113H202ZM226 114H227V121H226V125L223 127V128H221V131L219 132V136L217 137V138H208V137H201V134L202 133H204V128L202 127V130H201V133L198 135V137H196V138H192V140H188V142H189V146H186V147H183L182 149L181 148H179V146L181 145V144H178V143H175L174 141H172L171 140V138L173 137V135H168V133H165L164 135H163V138H161V141H162V147H161V149H162V154H168V151H167V147L168 146H170V148H169V150L171 149V154H170V157H169V159H172V165H173V170H170V171H172L171 173H169L168 172V177L166 178L167 179V181L164 183V182H160V181H158L157 179H156V177L154 176V175H152L150 178H146L145 179V187H146V191H147V195L148 196H150V197H153L156 201H157V203H159L160 205H163V203H165L166 201H168L167 199H166V197H165V195H164V193H165V191H166V186L167 185H169L175 178H177L178 176H179V174H180V172H181V170L183 169V168H185V167H187V166H193V167H195V168H198L199 170H200V172L205 176V177H207L211 182H212V185H213V187H212V189L206 194V195H204L201 199H200V201H199V203L198 204H200V203H206V204H214V205H216V206H218V205H220L223 201H224V199L227 197V196H230V195H234V194H236L239 190H241L242 188H244V187H247V186H251V185H253V184H255V183H259L260 185L261 184H264V130H258L255 126H254V124H236V123H234L233 122V112L232 111H228V112H226ZM77 115V114H76ZM90 115H91V113L89 114V117H90ZM87 116V115H86ZM85 116V117H86ZM91 116H93V113H92V115ZM79 117H81V116H79ZM83 117H84V115H83ZM84 117V118H85ZM94 117V120L93 121H95L96 122V120H95V115L93 116ZM76 118V117H75ZM83 118V119H84ZM78 119V118H77ZM77 119H74L73 118V120H74V122H77ZM81 119H82V117H81ZM96 119H98V118H96ZM73 120L72 119H70L69 121L71 122V126H69L70 124H69V122L68 121H66V123L68 122V124H65V127L67 126V128H69L70 130H68V131H70L71 132V129H73L75 126L76 127H79L80 126V124H79V126L78 125H76V123H75V125H72L74 122H73ZM79 121H82V120H80L79 119ZM87 121H89V120H87ZM120 121V120H119ZM154 121V120H153ZM73 122V123H72ZM92 122V121H91ZM158 122V121H157ZM0 124H1V122H0ZM23 124V123H22ZM32 125L33 126V124L31 123V122H27V125ZM53 124V123H52ZM51 123H49V124H47V125H52ZM77 124H78V122H77ZM85 124V123H84ZM23 125H25V124H23ZM46 125V126H47ZM191 124H186V126L184 125V126H180L178 129H177V135L178 136H180V137H183V136H185V135H187V132H186V128H188L189 126H190ZM21 126L22 125H20V129H22L21 128ZM37 126V125H36ZM26 127H28V126H26ZM30 127V126H29ZM35 127V126H34ZM38 127H39V125H38ZM35 128V130H38L39 128ZM48 127V126H47ZM64 127V126H63ZM64 127V128H65ZM85 127V126H84ZM24 128V127H23ZM32 128V127H31ZM67 128H65L66 129V131H67ZM83 128V127H82ZM25 129V128H24ZM41 129H42V126H41ZM40 129V130H41ZM43 130V129H42ZM46 130H49V129H46ZM76 130V129H75ZM79 130H81L80 129V127H79ZM166 130V129H165ZM176 130V129H175ZM174 130V131H175ZM4 131V130H3ZM44 131V133L45 132H47V131H45V130H43ZM50 132H52L51 130H49ZM48 131V132H49ZM63 131H65V130H63ZM73 131V130H72ZM84 131V130H83ZM86 131V130H85ZM89 131H90V129H89ZM173 131V132H174ZM47 132V133H48ZM119 132V131H118ZM169 132V131H168ZM3 133V132H2ZM53 133V132H52ZM67 133H69V132H67ZM66 132H65V134H67ZM77 133V132H76ZM76 133H74V134H70L71 136H72V138H74L73 137V135L74 136H76ZM89 133V132H88ZM88 133H86V135L88 134ZM147 133V132H146ZM149 133V132H148ZM57 134H59V133H57ZM133 134V133H132ZM50 135V134H49ZM56 135V134H55ZM54 135V137H56ZM59 135H61V134H59ZM69 135V136H70ZM82 135H84V134H82ZM81 135V136H82ZM63 136H65V135H63ZM67 136H68V134H67ZM70 136V137H71ZM91 135H89V137L87 136H85V137H83V139L84 138H86V141H84V142H82L81 141V143L83 144V143H85V142H90V144H93L95 141V137H93L94 139H92L91 137H90ZM53 137V138H54ZM44 138L45 137H43L42 139H43V143H41V142H37V141H35V140H33L34 141V143L31 145V144H26L24 147V149H19V150H17L16 151V153H13L12 155H9V156H7L6 157V159H5V162H4V166H5V169H2L1 171H6L7 169L8 170H10V171H12V174H11V177L12 178H18V183H19V185H17V186H19V190L20 191H24V193L25 194H23L24 195V197L25 198H27L29 195H30V193H32L33 191H34V188L37 186V182H35L36 183V185H34L33 186V183L30 181L31 180V178L30 177H26L25 176V174H28V173H30L32 176H39V174L40 175H42L44 172H46L47 170H50L51 169V165H50V163H51V161H48V159L46 158V157H43L42 155H40L39 154V152H40V150L42 149V145L45 143V140H44ZM50 139L47 143H49L51 140L53 141L54 139ZM58 138V137H57ZM56 138V139H57ZM72 138L70 139L69 138V141L66 139V138H64V139H66L68 142H70V140L72 141ZM61 139H63V138H61ZM63 139V140H64ZM92 139V142L91 141H89V140H91ZM39 140V139H38ZM41 140V139H40ZM48 140V139H47ZM58 140V139H57ZM60 140V139H59ZM63 140H61V143H63ZM81 140V139H80ZM42 141V140H41ZM51 141V142H52ZM67 141L66 142H64L65 144L67 143ZM78 141H79V139H78ZM115 141V140H114ZM152 141V140H151ZM181 141V140H180ZM77 142V141H76ZM170 142V143H169ZM46 143V144H47ZM72 143H74V141H72ZM141 143V142H140ZM160 143H158V145L160 144ZM168 143H169V145H168ZM52 144V143H51ZM56 144V143H55ZM88 144V143H87ZM89 144V145H90ZM95 144V143H94ZM50 143L47 145V147H49V148H51L50 146ZM68 145H70V144H68ZM68 145H66V146H68ZM72 146H73V144H71ZM83 145H85V144H83ZM89 145H88V147H89ZM140 145V144H139ZM64 146V145H63ZM63 146H61L60 145V147H63ZM66 146H64V147H66ZM75 146V145H74ZM81 147H85V146H82V145H80ZM160 146V145H159ZM44 147V146H43ZM46 147V146H45ZM46 147V148H47ZM55 147V149L58 147V148H60L58 145L57 146H54ZM63 147V149H56V150H61V151H63V152H61V153H64L66 150L68 151H66V153H68L69 154V146L65 149ZM79 147V146H78ZM90 147H92V145L90 146ZM95 147V146H94ZM94 147H92L91 149H92V153H93V149H94ZM98 147V146H97ZM44 149V150H47V149ZM64 149H65V151H64ZM74 149V148H73ZM82 149V148H81ZM80 149V150H81ZM95 149H97V148H95ZM43 150V151H44ZM77 149H75V151H76ZM85 150H87V146H86V149ZM84 150V151H85ZM183 151V152H180V151ZM49 151H51L50 149H49ZM72 150H70V153H72L71 152ZM89 151V150H88ZM46 152H48V151H46ZM51 152H55V151H51ZM50 152V153H51ZM59 152V151H58ZM57 152V153H58ZM79 151L77 150V153H78ZM91 152V151H90ZM159 152V151H158ZM49 153V154H50ZM63 154V156H60V152H59V156H60V158L61 159H59V160H65V159H63V157H67L66 155L67 154ZM74 153H76V152H74ZM92 153H91V155H92ZM155 154H157V153H155ZM160 154V153H159ZM161 154V156H163ZM56 155H58V154H56ZM70 155H72V154H70ZM75 155V154H74ZM73 155V156H74ZM72 156V157H73ZM156 156V155H155ZM155 156H153V157H155ZM58 157V156H57ZM71 157V156H70ZM69 157V158H70ZM75 157V156H74ZM152 156H150L149 157V160L148 161H150L152 164V171H156V170H159L160 168H162V167H160V165H159V163H157V161H156V159L155 158H153ZM165 157V156H164ZM57 160H58V158H56ZM66 160H68V157H67V159ZM66 160H65V162H66ZM74 160V159H73ZM131 160L136 164L135 166L138 168V169H140L142 166H143V163L144 162H141L140 160H138V159H136V158H131ZM55 161V160H54ZM92 161V160H91ZM131 161V162H132ZM147 161V162H148ZM87 162H89V161H87ZM59 163H61V161L59 162ZM64 163V162H63ZM67 163V162H66ZM90 163V162H89ZM88 164V163H87ZM3 166V167H4ZM167 166V165H166ZM85 167H86V164H85ZM89 167H90V165H89ZM88 167V168H89ZM165 167V166H164ZM7 168V169H6ZM166 168V167H165ZM135 169V168H134ZM42 171H44V172H42ZM167 171V170H166ZM172 173H175V176L173 177L171 174ZM0 176H1V174H0ZM0 178H5V174L3 175L2 174V176L0 177ZM31 182L30 183V185L25 189V188H23V186H22V184H24V183H26V182ZM158 182H160V183H158ZM40 183V182H39ZM44 183V182H43ZM48 186V185H47ZM12 187V186H11ZM26 187V186H25ZM47 188V187H46ZM48 194V193H47ZM34 200V199H33ZM42 201V200H41ZM31 202V201H30ZM48 202V201H47ZM50 202V201H49ZM28 204V203H27ZM30 204V203H29ZM32 204V203H31ZM48 204V203H47ZM52 204V203H51ZM34 205V204H33ZM26 206H28V205H26ZM24 208V207H23ZM45 208V207H44ZM22 209V208H21ZM29 209V208H28ZM24 210V209H23ZM25 211V210H24ZM29 211V210H28ZM50 211V210H49ZM27 212V211H26ZM48 213V212H47ZM30 215H32V214H30ZM29 215V216H30ZM33 215H35V213L33 214ZM29 216H27V218H29ZM41 217V216H40ZM125 217H127V216H125ZM23 218V217H22ZM22 218H21V216H18V223H17V228H16V230H17V232H18V235H19V238L18 239H15V238H13V239H8L5 243H3L2 242V240L0 239V262L1 261H6V260H8V261H11V260H13L12 262H15L16 261V259L17 258H20L21 259V252H26V254H27V252H29L30 251V249H32V248H35L36 246H40L41 244H42V242L44 241V240H46V239H49L50 238V236H51V227H52V217H51V215L48 213L45 217H44V219H35V218H33V219H27V220H24V221H22ZM123 219H124V217H122ZM2 224V223H1ZM4 224V223H3ZM2 224V225H3ZM16 224V223H15ZM130 224V223H129ZM127 223L125 222V221H123L122 219H119L117 222H116V224H115V227H114V232L115 233H117V234H123V233H125L126 231H127ZM15 230V229H14ZM43 259H40L39 260V263H37V264H43ZM58 261H60V263L62 262V258H59L58 259ZM20 264H28V263H26V262H23V261H20ZM70 264H74V262H72V263H70Z\"/></svg>",
	"mask_w": 264,
	"mask_h": 264
},
{
	"label": "crops",
	"instance_id": "0c3cea01",
	"mask_svg": "<svg viewBox=\"0 0 264 264\" xmlns=\"http://www.w3.org/2000/svg\"><path fill=\"white\" fill-rule=\"evenodd\" d=\"M128 191L113 166H103L95 189L52 240V249L73 255L74 264H103L92 236L114 232L119 219L134 215ZM187 214L192 229L174 240L183 246L172 264H264V184L244 187L218 206L197 204Z\"/></svg>",
	"mask_w": 264,
	"mask_h": 264
},
{
	"label": "built area",
	"instance_id": "2783aa9c",
	"mask_svg": "<svg viewBox=\"0 0 264 264\" xmlns=\"http://www.w3.org/2000/svg\"><path fill=\"white\" fill-rule=\"evenodd\" d=\"M178 93L188 95L183 91ZM53 106L49 99L43 97L29 101L26 92L14 84L0 95V122L15 126L27 121L44 126L54 121ZM128 198L131 202L130 195ZM191 229L192 222L187 212L173 214L157 208L138 212L130 222L126 234L100 230L93 234L92 242L96 245L97 258L103 264H172L183 246L182 243L177 245L174 240ZM54 253L63 255L52 248L47 249V255L52 256ZM69 257L74 261L73 255ZM43 258V264H49L46 257ZM38 260L35 264L39 263Z\"/></svg>",
	"mask_w": 264,
	"mask_h": 264
},
{
	"label": "clouds",
	"instance_id": "9594fccd",
	"mask_svg": "<svg viewBox=\"0 0 264 264\" xmlns=\"http://www.w3.org/2000/svg\"><path fill=\"white\" fill-rule=\"evenodd\" d=\"M213 110L232 111L234 123L254 124L258 130H264V87L245 83L237 89L231 105L214 103ZM158 150V144L151 140L145 141L138 148L136 158L147 162ZM212 187V182L198 168L187 166L166 186L164 195L171 207L183 212L196 206Z\"/></svg>",
	"mask_w": 264,
	"mask_h": 264
},
{
	"label": "water",
	"instance_id": "95a60500",
	"mask_svg": "<svg viewBox=\"0 0 264 264\" xmlns=\"http://www.w3.org/2000/svg\"><path fill=\"white\" fill-rule=\"evenodd\" d=\"M254 21V20H253ZM252 26H253V22L251 21V26H250V30H249V37H248V45L251 42V38H252ZM249 54H250V50L245 54V58H244V63H243V74H242V78L246 72V69L248 67V59H249Z\"/></svg>",
	"mask_w": 264,
	"mask_h": 264
}]
</instances>
